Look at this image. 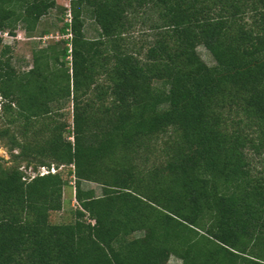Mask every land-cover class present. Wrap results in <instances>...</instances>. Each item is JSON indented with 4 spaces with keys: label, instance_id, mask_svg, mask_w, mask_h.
<instances>
[{
    "label": "trees",
    "instance_id": "obj_1",
    "mask_svg": "<svg viewBox=\"0 0 264 264\" xmlns=\"http://www.w3.org/2000/svg\"><path fill=\"white\" fill-rule=\"evenodd\" d=\"M56 1L0 0V32ZM60 1L67 38L0 49V264H264V0Z\"/></svg>",
    "mask_w": 264,
    "mask_h": 264
},
{
    "label": "rangeland",
    "instance_id": "obj_2",
    "mask_svg": "<svg viewBox=\"0 0 264 264\" xmlns=\"http://www.w3.org/2000/svg\"><path fill=\"white\" fill-rule=\"evenodd\" d=\"M56 2H57V8L50 10L46 16L40 19L32 38L30 39L26 38L24 32L19 27V25L16 27V30L14 31L15 34L14 36H10L9 34H7L6 36L0 37L1 39L0 49L2 46L9 47L11 56H13L12 63L17 68H20L21 70L27 69L30 64V59H29L30 49L33 47H38V48L44 47L46 43H48L49 40L51 39V36H55V35L59 36V34H57L56 32L59 30V28L62 26L63 23L68 21L69 17L67 16L68 14L67 2L60 0H57ZM59 7L66 9L64 16L61 15V11L59 10ZM84 33L87 38H91L95 36L93 31V26L91 24V21L89 20L85 21ZM62 38L65 39V37ZM196 51L200 56L201 60L206 65L211 66L213 64L211 56L203 47L201 46L197 47ZM61 111L66 113V119L69 123L70 115L68 113V107L66 104L64 105ZM2 124L3 122L0 118V127H2ZM0 158L3 161L4 166L13 165V162L10 161L9 159V154L6 151V147H4L1 142H0ZM21 165L23 166V163ZM29 171L30 170H27L26 174L32 176L34 173H31ZM61 174L63 177H67L65 169L61 170ZM67 178L68 180L71 181V179H69L70 177ZM69 184L70 185L63 187L62 189L61 209L59 211L50 214V221L52 223L68 222L72 218V212L75 208V201L73 199V189L71 188L72 183ZM82 187L84 189H92L94 190L95 194H99V188L94 184L83 183ZM166 264H180V261L174 257H169Z\"/></svg>",
    "mask_w": 264,
    "mask_h": 264
},
{
    "label": "built area",
    "instance_id": "obj_3",
    "mask_svg": "<svg viewBox=\"0 0 264 264\" xmlns=\"http://www.w3.org/2000/svg\"><path fill=\"white\" fill-rule=\"evenodd\" d=\"M67 16L69 17V14H67ZM67 22H69V19H68V21ZM7 35V33H2V32H0V37L1 36H6ZM62 37H65V38H67L68 37V35H65V36H62ZM62 37H60V36H57V35H55V36H51V38H53L54 40H58L59 38H62Z\"/></svg>",
    "mask_w": 264,
    "mask_h": 264
}]
</instances>
